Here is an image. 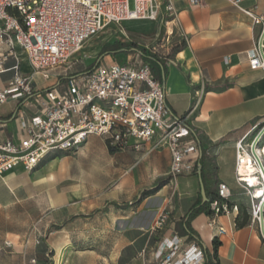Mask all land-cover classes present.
Wrapping results in <instances>:
<instances>
[{"label": "built area", "instance_id": "obj_1", "mask_svg": "<svg viewBox=\"0 0 264 264\" xmlns=\"http://www.w3.org/2000/svg\"><path fill=\"white\" fill-rule=\"evenodd\" d=\"M239 2L232 0L234 5ZM245 14L254 24H262L263 17L248 11ZM175 15L171 0H0V76L12 74L6 84H0V105L9 101L18 105L10 115L17 126L15 134L7 135L8 121L0 119V177L15 169L32 172L47 157L75 149L93 135L105 138L117 150L131 144L135 149L149 144L148 153L166 149L170 155L168 176L194 175L201 151L189 115L171 113L162 84L140 55L70 73L75 56L86 42L107 26L171 21ZM261 51L259 44L248 51L251 69H264L263 44ZM8 61H12L10 66ZM23 62L29 74L21 71ZM224 62L228 64V57ZM52 73L55 82L48 86L40 87L33 80L38 76L48 82ZM27 103L36 109L30 116L23 110ZM263 127H253L234 146L235 183L248 195L251 219L258 225L264 201V163L252 150ZM263 142L264 133L255 144L257 154ZM245 161L252 168L249 174L253 184L241 170ZM236 210L229 186L220 182L207 203L211 222ZM165 221L166 216L160 214L150 230L161 229ZM224 233L219 228L218 234ZM4 245L11 243L5 241ZM152 258L154 264L206 261L197 242L187 243L176 234L163 237L154 246Z\"/></svg>", "mask_w": 264, "mask_h": 264}, {"label": "crops", "instance_id": "obj_2", "mask_svg": "<svg viewBox=\"0 0 264 264\" xmlns=\"http://www.w3.org/2000/svg\"><path fill=\"white\" fill-rule=\"evenodd\" d=\"M198 1V4H191L189 0H171L176 9L173 20L140 22L144 26L157 24L164 31V41L154 52L147 54L136 47L118 51L111 49L101 54L97 63L127 61L140 55L162 84L171 113L177 117L189 115V124L200 144L197 171L194 175L177 177L176 192L165 198V202L174 203L168 211L160 212L166 216V221L154 246L163 237L176 234L187 243L200 245L205 253V264H264V238L260 225L252 221L250 199L234 179L235 143L248 135L253 127L260 129L264 125V69H251L247 59L248 51L258 46L263 32L264 0H240L237 5L232 0ZM245 11L263 17L262 24H254ZM124 24L127 30L136 23ZM226 57L228 64L224 62ZM11 64L12 61H8L7 65ZM21 71L30 73L26 62L22 63ZM11 76V73L1 75L0 84H6ZM33 80L44 87L53 84L55 77L48 82L38 76ZM7 103L12 107L7 116H0V119L8 121L6 133L10 135L17 132L10 115L18 105L15 101ZM31 104L27 103L23 109L28 116L36 111ZM149 146L143 144L135 149L131 144L118 151H127L125 157L130 170L135 167L144 170L142 180L168 176V151L161 149L148 155L145 150ZM46 161L47 158L34 170L44 167L33 175V179L50 181L48 176L57 159ZM51 163L55 164L49 168ZM18 171L23 170L10 171L9 177L15 176L17 182L28 185L27 179H20L24 174ZM187 179L195 180L196 187L179 189L178 186ZM220 182L229 186L231 204L236 205L237 210L220 215L212 223L207 203L215 195ZM202 189L206 199L202 197ZM164 191L165 188L160 190L162 201ZM174 195L176 197L172 199ZM243 196L248 198V208L242 206ZM10 197L17 200L13 192ZM9 199L0 198V204L13 200ZM219 228H223L225 233L218 234ZM5 241L12 243L6 238L3 244Z\"/></svg>", "mask_w": 264, "mask_h": 264}, {"label": "rangeland", "instance_id": "obj_3", "mask_svg": "<svg viewBox=\"0 0 264 264\" xmlns=\"http://www.w3.org/2000/svg\"><path fill=\"white\" fill-rule=\"evenodd\" d=\"M135 23L127 30L124 23L109 25L87 41L70 73L91 70L107 43L134 44L147 54L158 49L164 31L157 24ZM11 107L0 105V116H7ZM126 152L93 135L75 149L47 157L48 162L57 159L50 181L33 179L43 166L31 173L18 171L28 185L2 175L0 198L13 200L0 204V264H154L152 249L160 229H150L160 212L173 205L165 198L176 192V178L142 180L144 170H130ZM193 187V179L178 186ZM243 197L242 206L248 208ZM6 238L12 242L9 247L3 244Z\"/></svg>", "mask_w": 264, "mask_h": 264}, {"label": "bare ground", "instance_id": "obj_4", "mask_svg": "<svg viewBox=\"0 0 264 264\" xmlns=\"http://www.w3.org/2000/svg\"><path fill=\"white\" fill-rule=\"evenodd\" d=\"M256 149H257L256 146H254V155L259 159L260 163L262 164V163H264V142L258 147V150H259L258 154L255 151ZM241 170L243 173L247 174V177H245V178L248 179L249 183L253 184L254 180L252 179L251 175L249 174L252 171V168L250 166H247L246 161H245V164L242 166ZM263 209H264V201H263V205H262V211H263Z\"/></svg>", "mask_w": 264, "mask_h": 264}, {"label": "water", "instance_id": "obj_5", "mask_svg": "<svg viewBox=\"0 0 264 264\" xmlns=\"http://www.w3.org/2000/svg\"><path fill=\"white\" fill-rule=\"evenodd\" d=\"M263 37H264V28H263V32H262V35L260 37V40H259V48H260V51H261V44H262V40H263ZM262 52V51H261ZM263 60H264V57H263ZM264 133V127L260 130L259 134L257 135L254 143H253V154H254V146L256 144V142L258 141L259 137H261V135ZM201 194H202V197L205 198V194H204V191L202 189L201 191ZM260 229H261V233H262V236L264 238V219H263V211H262V206H261V220H260Z\"/></svg>", "mask_w": 264, "mask_h": 264}, {"label": "trees", "instance_id": "obj_6", "mask_svg": "<svg viewBox=\"0 0 264 264\" xmlns=\"http://www.w3.org/2000/svg\"><path fill=\"white\" fill-rule=\"evenodd\" d=\"M136 46L134 44H124V43H120V42H115L113 44H105L103 46V49H105V51H103L102 53L107 52L106 49H114L116 51L121 50V49H128V48H135Z\"/></svg>", "mask_w": 264, "mask_h": 264}]
</instances>
